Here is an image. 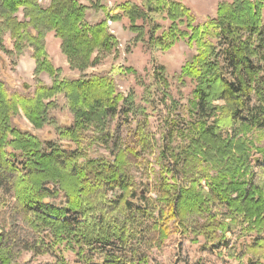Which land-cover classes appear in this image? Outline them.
<instances>
[{"label": "trees", "instance_id": "16d2710c", "mask_svg": "<svg viewBox=\"0 0 264 264\" xmlns=\"http://www.w3.org/2000/svg\"><path fill=\"white\" fill-rule=\"evenodd\" d=\"M87 9L78 0L46 8L0 0V40L8 34L10 54L30 49L35 74L51 78L28 95L0 78V193L12 194L0 195V264H17L24 252L48 256L44 264H70V253L75 264H141L142 246L164 242L171 221L181 234L203 237V251L229 248L231 233L236 258L264 264V0L219 3L203 21L181 0L124 1L96 23ZM107 19L125 20L134 45L166 51L183 41L193 50L178 74L192 85L185 103L160 95L154 79L138 103L111 75L86 73L118 48ZM50 32L80 77H60L46 51ZM111 72L139 76L131 67ZM157 74L167 81L164 70ZM58 95L73 121L57 126L56 141L13 126L19 113L35 129L54 125ZM162 105L157 139L148 118L134 120ZM152 152L156 199L146 180L138 189L130 177Z\"/></svg>", "mask_w": 264, "mask_h": 264}, {"label": "rangeland", "instance_id": "374dc122", "mask_svg": "<svg viewBox=\"0 0 264 264\" xmlns=\"http://www.w3.org/2000/svg\"><path fill=\"white\" fill-rule=\"evenodd\" d=\"M81 4L88 7L86 19L89 23H96L106 18L109 11L115 8V6L124 1H131L140 5V0H78ZM186 6H188L196 15L198 21L205 20L206 17H211L215 14L216 8L219 3L230 2L232 0H181ZM50 0H38V4L42 8H46ZM17 16L22 19L23 13L20 11ZM111 33L118 40V48L115 52L104 58L101 63L93 68L86 70L88 75H111L118 88V90L126 94L128 91H134L137 97V102H141L145 88L154 79L155 84L160 91V95L164 92L169 101L185 103L187 97L192 90V85L188 80L181 82L178 80V74L180 67L186 62L192 55L193 50L187 47L185 42L179 41L172 48L166 51H154L147 48V46L138 43L133 44V34L127 30V22L125 20L119 22H113L107 24ZM164 26H166L164 24ZM8 34H4L0 40V78L4 81L6 86L12 92H18L24 95L31 94L34 88L40 84L50 85L51 78L47 73H40L36 75L35 61L32 58L31 50L24 49L22 54L15 55L10 54L9 51L13 50L12 40L8 38ZM46 51L51 59L52 64L60 70V77H66L69 79H76L80 77V73L76 70H71L68 66L65 56L60 49V40L55 37L53 32L45 35ZM9 52V53H8ZM131 67L139 74L138 77L133 75H114L111 72L112 68ZM165 71V82L159 83L157 72ZM37 85V86H36ZM54 108L50 110V115L54 118V125H45L41 129H35L29 121L23 116L22 113L14 115L12 117L13 126L17 127L21 131H27L36 135L39 140H57V126L63 127L72 123L73 116L66 104L65 98L62 95H58L53 98ZM160 104L161 101H160ZM167 109L162 105L161 110L155 115L148 113L147 116L138 118L136 121H144V118H148L147 122L150 125L147 128L149 136H155L157 139L158 131L157 127H160L161 122L165 116ZM131 121V116H129ZM154 137V138H155ZM126 135H122V139H126ZM64 143V142H63ZM106 150H102V154H105ZM156 153L142 155V164L140 170H132L130 177L134 179L137 188L143 189L141 181L146 180L148 184L149 193L148 198L156 199L159 193L157 181L155 183V175L150 172V169L155 168L156 163L154 159ZM146 165L147 171L142 167ZM146 169V168H145ZM144 193V192H143ZM0 195H4L8 201L12 200V194L3 192ZM173 220V219H172ZM151 223L148 224V226ZM179 227L173 221L167 224V228L171 231L164 242L160 245L152 244L149 247L143 245L141 248L142 253L146 252L144 262L141 264H247L246 258L238 259L234 249V236L227 234L226 241L229 248H221V250H202L201 246L205 244L203 237H195V235L181 234ZM178 228V230H177ZM197 239V241H193ZM226 244V243H224ZM209 246V244H207ZM232 245V246H231ZM246 257V256H245ZM68 260L70 264H75V258L70 253ZM17 264H44L50 262L48 256H35L30 252H24L17 258Z\"/></svg>", "mask_w": 264, "mask_h": 264}]
</instances>
